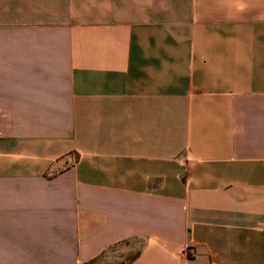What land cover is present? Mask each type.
<instances>
[{"label":"crops","instance_id":"obj_1","mask_svg":"<svg viewBox=\"0 0 264 264\" xmlns=\"http://www.w3.org/2000/svg\"><path fill=\"white\" fill-rule=\"evenodd\" d=\"M264 264V0H0V264Z\"/></svg>","mask_w":264,"mask_h":264},{"label":"rangeland","instance_id":"obj_2","mask_svg":"<svg viewBox=\"0 0 264 264\" xmlns=\"http://www.w3.org/2000/svg\"><path fill=\"white\" fill-rule=\"evenodd\" d=\"M135 245L132 243H121L113 247L107 255L98 258L94 264H125L135 252Z\"/></svg>","mask_w":264,"mask_h":264},{"label":"trees","instance_id":"obj_3","mask_svg":"<svg viewBox=\"0 0 264 264\" xmlns=\"http://www.w3.org/2000/svg\"><path fill=\"white\" fill-rule=\"evenodd\" d=\"M136 255H137V253H134L132 256H130V257L128 258V260H132L133 258L136 257ZM95 261H96V260L94 259V260L88 261V262H86V263H84V264H94Z\"/></svg>","mask_w":264,"mask_h":264}]
</instances>
